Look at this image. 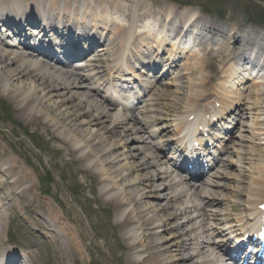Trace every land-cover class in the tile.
Returning a JSON list of instances; mask_svg holds the SVG:
<instances>
[{"label":"bare ground","instance_id":"bare-ground-1","mask_svg":"<svg viewBox=\"0 0 264 264\" xmlns=\"http://www.w3.org/2000/svg\"><path fill=\"white\" fill-rule=\"evenodd\" d=\"M175 6L173 3H164L154 8L148 0H0V38H3V28L7 25L12 28L13 35L27 40L24 48L26 51H19L0 43V92H7L8 97L17 105L18 112L27 116L29 122H43L44 129L52 128L53 138L67 146L63 149H69L77 160L83 162L85 168L94 174L95 182L104 200L115 206L116 223L120 225L121 239L130 254L128 257L145 254L140 260L131 258L128 264H215L219 252L223 250L215 243H210L213 247L207 248L208 242L205 239L214 231L222 234L219 230L223 228L203 226L212 220L219 226H227L224 228L225 231L229 230L227 231L229 235L239 226L241 227L239 230L251 227L253 221L261 215L258 206L263 200L258 201L264 197V155L260 154L263 163L259 167V176L250 182L247 189L244 190L241 186L242 175H239L238 179L233 178L238 184L233 187V198L237 196L240 202L233 201L230 205H226L228 194L220 191L222 185L216 181L225 178L227 173L224 171H228L231 167V163L225 162L222 158L227 152L222 138L216 140L214 136L209 137L213 146L223 151L218 158L219 162L213 164V166L217 164L214 172L208 170L201 173L208 175L207 180L202 176L198 177V180H193L192 175L188 178L192 181H187L186 176H182L183 180L173 178L172 169L168 166L170 159L162 154L161 148L174 150L178 145L183 151L190 136L198 137L193 128H198L200 123L188 122L187 117L198 109L204 110L205 113L209 112L211 108L207 104L206 108L202 109L198 108V103L201 98L206 97V90L214 89V86L207 89L215 75L212 73L220 71V67L227 61L233 62L226 71L228 74L220 77L222 81L218 85H221V89L226 86L223 79L229 75L234 79L232 80L234 84L227 85L229 88L225 93L221 94L220 98L216 95L214 101H219L224 106L223 113L227 118H230L228 113L231 109L237 110L238 113L235 115L237 122L244 121L248 116L252 117L253 110L258 108V97L263 103L264 113V91L258 89L257 81L249 86L247 78L243 79L244 81L237 79L236 72L245 73L246 70L241 68L242 65L237 66L233 60L240 54V47L250 42L264 51V32L256 34L245 32L242 35L238 33L235 23L219 28L201 15H196L194 9L181 11ZM42 16L48 18L46 24L41 21ZM50 19L57 20L54 26L49 23ZM26 24L34 27L33 35L37 36L38 31V35L43 38L40 39L41 42L45 40L48 32V28L45 27L53 26L56 29L54 34L60 37H65L66 32H69L70 40H65L63 46L61 43L62 51L58 52L67 58L78 52L79 39L85 41L84 46L87 43L86 48L90 51V55L83 60L80 57L81 53L78 54L74 59L77 66L64 70L57 67L56 62L51 63L52 57L46 61L41 55L34 56L32 53L38 50L30 46L31 43L28 41L30 35L24 31ZM57 24L60 26L57 27ZM193 29H196L195 38L189 40L198 42L197 49L201 57H196L193 62L179 65L183 54L198 55L191 51V41L176 42V36L180 33L185 35L186 31ZM171 30H179V33L173 37ZM92 34H99L103 44L95 47L96 42L88 39ZM204 34H211V37ZM7 36L6 34L4 37ZM58 41L56 39L54 45ZM171 46H174V49L170 48ZM117 51H120L118 56H116ZM241 54L245 58L248 57L246 53L241 52ZM107 56L112 58L111 62L115 60L120 62L118 69L124 65L127 70L126 73H123V70L117 71L118 74L114 76L127 80H130V77L126 74L136 73L133 66L137 61L140 63L141 58L153 56L155 61H159L157 58L162 59L163 64L152 73V76H159L162 72L160 78H154L155 82L145 84L150 86L148 91L157 100H165L168 95L172 96V102L179 105V109L184 105L185 110L181 114H184L186 119L179 116L176 120L180 121L175 124V130H172L169 111L151 108L156 104L153 103L156 100L153 97L148 98L145 104L138 106L130 114H124L116 105L109 104L100 94L99 89L91 88L87 81V78L93 75L98 77V86L110 87L114 84L110 78H104L105 75L112 76L114 69L112 66L106 73L102 67L101 63L107 64ZM165 57L172 64L161 70V66L166 65ZM63 65L68 64L63 63ZM205 67L209 69V73L205 76L192 72L206 69ZM80 68L89 73L85 76L75 70ZM260 68L264 71V66ZM251 69L255 71L256 68L251 66ZM135 76L142 79L140 74ZM165 78L174 80L176 91L173 94L167 89H161V84L157 85ZM186 82L193 89L184 95ZM250 88L256 90L255 96H252ZM144 90L146 91V87ZM216 91L218 92L217 89ZM141 94L142 92L138 93L139 99L142 98ZM129 97L135 95L129 94ZM254 98L255 100H252ZM131 104L133 107L128 108L130 110L137 106V103ZM162 104L163 108L168 106ZM243 104L247 106L242 108ZM136 111L138 115L135 114ZM218 114L213 113V117L218 118ZM141 117L146 118L144 120L150 132L141 124ZM197 119L195 117V120ZM260 122L262 119H259V123L242 125L246 129L241 131L238 147L233 151L239 163L237 168L239 172L247 168L246 165L243 166L242 158L244 143L252 142L256 146L258 143H255V140L262 139L261 134L264 132L261 129H264L262 127L264 123ZM185 129L187 131L178 138L176 135ZM218 132V129L213 131L217 136ZM154 137L160 138V141L153 142ZM185 155L183 153L182 157ZM252 160H255L254 157ZM202 164L203 162L199 165ZM17 167L19 165L10 159L0 160V175L3 178L0 183V257L5 258L7 264H36L37 254H32L30 251L22 252V256L15 255L12 250L6 248L3 237L9 221L8 211L16 213L12 198L25 199L23 184L29 176L24 172L20 176L15 174ZM248 168L257 169V166L252 164ZM181 184L183 186H180ZM227 186L231 189L229 185ZM5 188L13 191H4ZM253 188L255 189L252 190ZM189 191L193 194L188 196ZM191 196H195L194 201ZM201 196H203V204L197 198ZM241 196H245L246 199L242 201ZM237 207L241 208V212L246 209L249 214L233 220L231 211ZM194 210H197L195 214ZM207 211H210L209 214ZM181 217L185 220L177 221ZM41 226L44 228V225ZM185 226H189L188 230ZM163 228L165 230L168 228L166 233L169 237L166 239L159 236ZM192 231L194 233H190ZM187 241H194L193 245L195 244L190 253L185 252L188 249ZM168 242L171 243L166 244ZM71 244L75 246L73 240ZM171 251L175 259L170 258ZM194 257L198 260L192 262ZM238 260L241 261L242 257Z\"/></svg>","mask_w":264,"mask_h":264},{"label":"rangeland","instance_id":"rangeland-1","mask_svg":"<svg viewBox=\"0 0 264 264\" xmlns=\"http://www.w3.org/2000/svg\"><path fill=\"white\" fill-rule=\"evenodd\" d=\"M170 2L181 11L191 8L211 19L222 17L230 24L235 23L236 26H240L242 33L250 27L264 29V0H148L154 8ZM216 24L225 26L222 23ZM195 53L199 52L195 50ZM196 57L200 56H194L190 61H195ZM184 62L189 63L187 59H183L181 64ZM222 67L219 73L211 72L215 74L211 86L216 84L224 71ZM192 72L205 76L209 73V69H198ZM255 81L258 83V89L264 91V79H255ZM173 82L174 80L169 78L163 79V84L170 85H162L161 89H167L173 94L176 91ZM253 82L254 80L250 86ZM186 84L184 95L191 89L187 82ZM250 90L252 96H255L256 90L254 88ZM149 96L146 98L148 99ZM167 96L165 100L159 101L160 104L157 107L160 109L162 103H165L168 105L166 107L174 110L176 115L179 112L178 106L172 102V96ZM257 104L258 108L253 110L252 117L248 116L241 121L242 125L259 123V119H262L260 123H264L263 103L260 102V97L257 98ZM16 106L7 92H0V160L10 159L16 162L19 167L15 168V174L20 176L24 172L29 176L23 184L26 188L22 190L25 199L23 197L20 200L17 197L12 199L17 216L27 223L25 215H28L34 227L39 224L44 225V228L41 226V232L36 227L38 234L29 237L37 240L33 242L37 245L33 252L37 254L36 264H128L131 258L135 259L133 256L128 257L130 254L121 239L120 225L116 223V213L113 212L116 210L115 206L104 200L95 182L94 174H91L84 163L78 161L69 149H63L67 146L53 138L52 128L44 129L43 122H29V118L19 113ZM141 122L144 123L143 120ZM242 125L239 124L237 130L231 134L232 139L228 142L231 141L229 145L232 153L224 157L228 163H232L227 174L231 178L228 180L231 186L229 191L238 185L234 179L239 175H242L244 179L242 188L247 189L250 182L259 176V167L263 163L260 154L264 155V134H261L262 139L255 140V143H258L256 146L252 142L244 143L243 165H246L248 170L243 169L240 172L236 170L238 162L233 151L238 147L241 131L246 129ZM261 131L264 132V129ZM157 140L155 138V141ZM252 157L255 160H252ZM252 164L256 165L258 170L248 168ZM2 179L0 175V183ZM4 191L12 192L13 190L5 188ZM229 199L231 204L233 198L229 197ZM22 200L24 201L21 202ZM163 230L165 228L161 229ZM11 234L15 235V231ZM163 234H165L164 237L168 236L166 233ZM44 239L49 240L50 244L48 245ZM14 240L21 241L20 235L17 234ZM72 240L75 246H72Z\"/></svg>","mask_w":264,"mask_h":264}]
</instances>
